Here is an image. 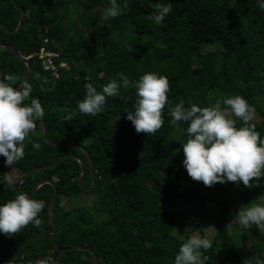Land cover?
Wrapping results in <instances>:
<instances>
[{
  "label": "trees",
  "instance_id": "1",
  "mask_svg": "<svg viewBox=\"0 0 264 264\" xmlns=\"http://www.w3.org/2000/svg\"><path fill=\"white\" fill-rule=\"evenodd\" d=\"M15 2L26 12L23 30L9 36L0 29V43L10 45L33 65L31 96L39 99L44 108L47 138L55 143H82L91 154L96 176L91 192L97 198L93 208L60 207L62 196L84 190L79 185L81 163L77 158L69 157L53 169L34 172L23 181L22 191L31 194L36 184L47 178L56 183L54 226L49 224L48 213L53 187L46 184L31 197L45 201L46 206L39 214L42 226L36 228L30 224L11 238L0 234V264H30L43 255H52L62 264H92L90 253L57 251L50 240L52 229L59 247L86 245L96 252L99 264H174L175 255L186 240L174 235L180 216L161 211L160 205L172 206L179 198H201L198 227L203 228L208 202L219 205L223 220L229 221L231 200L223 192L224 183L206 187L188 176L181 147L187 139L188 125L181 122L171 126L169 108L180 100L185 102V107L212 106L215 103H209L208 99L218 89V82L223 80L227 84L224 86L233 87L237 79L244 87L235 95L245 98L264 119V113L253 102L255 97L264 94V50L259 48L264 45V10H260L257 0H118L122 7L127 3V10L104 21L102 14L110 6V0H84L81 13L71 20L72 0ZM156 2L172 7L160 25L147 19L154 12L151 5ZM96 7L102 10L95 13ZM20 18L21 12L10 0H0L1 23L16 31ZM146 37L164 49L156 48V53L147 54ZM205 43L220 44L223 52L204 55ZM252 43L263 66L255 68L251 62ZM42 49L60 56L56 60L59 78L44 69L38 57ZM219 57L222 58L220 68L216 63ZM234 57L231 70L229 64ZM65 63L71 69L62 68ZM28 71V66L9 50L0 49V79L5 74L14 75L16 83L12 86L19 89ZM149 72L167 77L170 84L164 125L155 135L136 134L131 121L126 119L127 111H134L135 89L131 87L121 88L117 96L108 97L104 111L94 117L79 111L78 103L86 94V83H92L102 92L111 80L119 82V73L136 82ZM223 101L219 102L226 109ZM39 123L36 120L37 127L30 139L41 148L33 149L26 140L25 156L13 168L22 176L35 167L55 163L66 153H74L85 161L83 185L90 186L92 177L87 155L77 147L57 148L47 144L41 137ZM242 126L243 122L236 119V127ZM177 129L183 132L178 140L173 138ZM255 130L264 138V122L255 126ZM4 160L0 156L3 174L11 168ZM212 188L219 193L210 196ZM17 195L16 182L6 184L0 188V205ZM99 212H107L109 218L99 223ZM243 230L244 239L249 237L252 242L253 252L264 260V247L258 244V228L253 225ZM237 250L229 230L221 228L211 249L201 251L209 257L206 264H242ZM37 264L54 263L43 260Z\"/></svg>",
  "mask_w": 264,
  "mask_h": 264
},
{
  "label": "clouds",
  "instance_id": "2",
  "mask_svg": "<svg viewBox=\"0 0 264 264\" xmlns=\"http://www.w3.org/2000/svg\"><path fill=\"white\" fill-rule=\"evenodd\" d=\"M257 3L260 10H264V0H257ZM151 6L154 12L147 19L157 25L172 11L168 3L156 2ZM127 7V3L122 7L118 0H110L102 20L122 15ZM118 77L119 82L111 80L103 86L102 92L97 91L92 83H86V94L78 103L79 111L94 117L104 111L108 97L117 96L121 88L131 87L135 89L134 111H127L126 119L131 121L136 134L155 135L164 125V110L169 105V80L152 72L143 74L136 82L130 81L123 73H119ZM15 83L16 77L11 74H5L0 79V156L12 169L25 156L26 140L33 149L41 148L39 143L31 141L30 134L37 127L36 120L44 116L39 99L31 96V84L25 81L18 89L12 86ZM184 103L180 100L170 107L168 115L171 126L181 122L188 125L186 142L181 144L184 154L182 163L188 176L206 187L226 182L237 186L242 183L246 188L259 187L264 177V138L250 123L255 109L247 100L240 95L226 98L223 101L226 109H222L219 101L208 107L196 104L185 107ZM232 117L242 121L243 126L237 128L236 119ZM11 172L0 175V184L13 182ZM258 200L264 201V195L248 205H242L235 219L241 228L255 225L264 233V203ZM45 206V201L32 199L24 193L0 205V234L11 238L30 224L40 228L43 220L39 214ZM211 247V240L194 234L182 243L174 264H206L209 257L201 250L208 251ZM242 264H264V260L251 258Z\"/></svg>",
  "mask_w": 264,
  "mask_h": 264
},
{
  "label": "rangeland",
  "instance_id": "3",
  "mask_svg": "<svg viewBox=\"0 0 264 264\" xmlns=\"http://www.w3.org/2000/svg\"><path fill=\"white\" fill-rule=\"evenodd\" d=\"M84 5V0H72V4L69 8V18L71 20L76 19L79 14L81 13V10ZM102 9L100 7H96L94 9V12L101 11ZM68 20V17L66 18ZM70 25V22H68ZM77 26V25H76ZM76 29H80L79 26ZM117 42V41H116ZM120 42V41H119ZM252 47V59L251 62L254 65L255 68H257L258 65L263 66V63H261L260 59L258 58V53L255 52V46L253 43L251 44ZM157 49H164V47L158 43L153 42L151 37H146L145 39V51L147 54L156 53ZM262 50H264V45L261 44L259 46ZM223 49L220 46V44H212V43H205L204 48L202 50V53L204 55L209 53H222ZM258 58V59H257ZM235 62V57L233 58V61H231V65L229 64L231 70L233 68V64ZM216 63L218 64V68H220L222 64V58H216ZM236 73V72H235ZM219 87L216 89L208 99L209 103H216L217 101H222L232 95H235L243 90V85L239 82V80H235V83L232 85L233 87H226L224 85H227L223 82V80H220L218 82ZM221 85V86H220ZM253 102L256 103V105L260 108V110L264 113V94L255 97L253 99ZM235 119L234 117H232ZM264 122L263 117L259 112L255 111L254 119L250 122L251 124H254L255 126H260ZM183 136V132L181 129H177L173 135V138L178 140ZM12 171V172H11ZM11 172V179L12 183H17L18 179L20 178V172L15 170L14 168H8L6 173ZM3 173L0 171V175ZM264 177L260 180V186L259 187H251L246 188L242 183L237 186L232 182H226L224 183L225 189L224 193L226 196L231 200V209H230V219L229 221H225L222 218L221 215V209L219 205H217L214 201H209L206 208V221L203 228L198 227L199 219H198V213L200 212L202 208V199L201 198H192V199H185V198H179L175 201V203L170 206L167 204H161L160 210L170 211L173 214H178L180 216L179 224L177 229L174 232V235L181 239V240H187L192 235H200L201 237L208 238L211 240L212 243L217 238L218 231L221 228H227L233 237L236 245H237V251L240 254L241 261H245L251 258H258V256L253 252V249L251 248L252 242L249 237L244 239L245 233L243 228L240 227L238 222L235 219V216L240 209L242 205H248L252 201L259 199L262 195H264ZM6 184H0V188L4 187ZM87 187V186H85ZM219 193V191L216 188H212L209 190L210 196H213L214 194ZM97 198V195L94 192L82 190L77 194H73L71 196H62L60 199V207L65 209H71L76 207H88L93 208L94 202ZM259 203H264V201H257ZM109 218V214L107 212H99L98 213V219L97 221L99 223H102L103 221L107 220ZM259 239L258 244L261 247H264V233H261L259 231Z\"/></svg>",
  "mask_w": 264,
  "mask_h": 264
},
{
  "label": "water",
  "instance_id": "4",
  "mask_svg": "<svg viewBox=\"0 0 264 264\" xmlns=\"http://www.w3.org/2000/svg\"><path fill=\"white\" fill-rule=\"evenodd\" d=\"M10 2L15 7V9H17V10H19L21 12V18H20L19 26H18L16 31H10L3 23L0 22V29L3 30L9 36H15V35L21 33V31L23 30L24 21H25V18H26V12H25L24 9H19V7L17 6L15 0H10ZM0 49L9 50L15 56V58L18 61H20L24 65L28 66L29 71H28V76H27L25 81L30 83V81H31V79L33 77V73H34L33 65H32L31 61H29L27 59H23L22 57H20L18 55V53L15 51V49L13 47H11L10 45L0 43ZM39 121H40L39 126H40L41 137L44 139V141L47 144H49V145H51L53 147H57V148H64V147H68V146L69 147H77V148L81 149L87 155V157L89 159V166H90V171H91L92 182H91V185L88 186V187H85L83 185V180H84V177H85V174H86V165H85L84 159L81 156H79L78 154L66 153V154H64V156H62L55 163H53L51 165H48V166H44V167H35L32 170H30L29 172H27L26 174L22 175L18 179V181L16 183V189H17L18 194L23 193V191H22V183H23V181L26 178L30 177L34 172H36L38 170H41V169H53V168L57 167L58 165H60L61 163H63L64 160L66 158H69V157L77 158L80 161V163H81V174H80V177H79V185H80V187L83 188L86 191H92L94 189V187H95V184H96V176H95V172L93 170V158H92L91 154L88 152V150L86 149V147L82 143H78V142H75V141L64 142V144L51 142L46 136L45 127H44V118L39 119ZM46 184L51 185L53 187V196H52V199H51V202H50V205H49V209H48L49 224L53 227L54 226V220H53L54 207H55V203H56V201L58 199V188H57L56 183L52 179H48V178L47 179H43V180L39 181L36 184V186L34 187L32 193L29 194L28 196L30 198L33 197L37 193L39 188L42 187L43 185H46ZM50 240H51V243L54 246V248L57 251L61 252V253L72 251V250H81V251H84V252L92 254V256H93L92 264H99V257L96 254V252L94 250H92L91 248L86 247V245H78L77 244V245H72V246L65 247V248L59 247L56 244V242H55L53 229H52V232L50 233ZM43 260H51L54 264H62L61 261H59L56 257H54L52 255H43V256L37 257V258L33 259L30 262V264H37L38 262L43 261Z\"/></svg>",
  "mask_w": 264,
  "mask_h": 264
},
{
  "label": "built area",
  "instance_id": "5",
  "mask_svg": "<svg viewBox=\"0 0 264 264\" xmlns=\"http://www.w3.org/2000/svg\"><path fill=\"white\" fill-rule=\"evenodd\" d=\"M40 52L41 53L38 54V57L40 61H42L44 69L48 72H53L54 76L59 78V70L56 60H58L60 56L57 53L48 52L46 49H42ZM61 67L71 69L67 63L63 64Z\"/></svg>",
  "mask_w": 264,
  "mask_h": 264
}]
</instances>
